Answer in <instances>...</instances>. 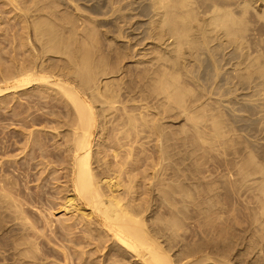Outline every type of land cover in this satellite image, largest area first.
I'll return each mask as SVG.
<instances>
[{
  "label": "bare ground",
  "instance_id": "1",
  "mask_svg": "<svg viewBox=\"0 0 264 264\" xmlns=\"http://www.w3.org/2000/svg\"><path fill=\"white\" fill-rule=\"evenodd\" d=\"M79 1L0 0V13L8 7L18 19L0 34V109L32 128L21 131L20 155L7 157L8 137L0 142L9 158H0V264H264V142L242 136L231 115L245 106L256 120L243 126L264 140V0H151L154 45L137 64L148 83L126 88L140 93V108L114 85L119 61L133 52L99 38L108 23L97 14L115 1ZM173 109L188 129L169 130L163 117ZM46 120L49 131L33 130ZM180 135L183 148L223 149L219 187L185 173ZM144 139L153 143L149 163ZM37 159L35 191L27 184ZM222 190L250 210L252 255L242 256L244 236L220 222Z\"/></svg>",
  "mask_w": 264,
  "mask_h": 264
},
{
  "label": "rangeland",
  "instance_id": "2",
  "mask_svg": "<svg viewBox=\"0 0 264 264\" xmlns=\"http://www.w3.org/2000/svg\"><path fill=\"white\" fill-rule=\"evenodd\" d=\"M95 1V0H94ZM104 1H107V0H96L95 2H98L97 4H102ZM115 1V2H114ZM80 2V4L81 5H83L84 7L85 6H87V5H89V3L86 1V0H80L79 1ZM113 6H118V7H115L114 9H113V11H112V8H113V6H110V8H109V6H108V8H109V10L108 9H106L107 8V6H106V8H103V9H101V12L104 14L105 13V15H103V14H100V13H96L97 14V17H98V19L97 20H99V22L101 21H103V23H108V27H103V28H101L100 30V35H99V38L101 37V39H110V41H111V46H112V48H113V51H115L116 49H123V47L125 46V48L124 49H129L128 51H131V54H132V52H133V56H135L134 57V59H132L131 60V58H125V59H122L121 61H119V65H120V67L122 68V70H121V72L120 73H122V74H118L117 76H116V78H115V86H117V84H118V86L121 84V86L123 87V88H130V87H136V86H138V85H141V86H145L146 85V83H148V81H146V83H143V81L146 79L145 77V79H143V81H142V75H145L144 74V71L142 70L143 68V64H141V71H143V72H141L140 71V67L138 66L139 64H138V60L140 61H142L143 59H144V57H143V55H145L144 53H146L147 51H149L148 49H150V48H152L153 47V45H154V43L151 41V39H146V37L148 38V32H150V19L152 18V15H148V13H149V8H147V7H151V0H113ZM119 2L121 3V5H119ZM90 3H92V2H90ZM116 3H118V4H116ZM119 8V9H118ZM121 8V9H120ZM145 8H147L148 9V11L146 12V11H144V9ZM116 9H118V10H116ZM121 10H123V12L121 11ZM132 10V11H131ZM135 10V11H134ZM2 11H3V13L1 12L0 14H1V16H0V20H2V23H1V21H0V34H3L4 32L6 33V29L8 28V26H7V23L8 24H10V25H13L15 22H17L18 23V19L16 20V18H14V20H10L9 18H13V12L9 9L8 10V7H3V9H2ZM5 11V12H4ZM105 11V12H104ZM109 11V12H108ZM111 11V12H110ZM106 12L108 13V14H106ZM117 12V13H116ZM129 12H131V13H129ZM134 12H136V13H134ZM145 12V13H144ZM10 13V14H9ZM114 13V14H113ZM126 13V14H125ZM112 14V15H111ZM121 14V15H120ZM103 15V16H102ZM107 15V16H106ZM110 15V16H109ZM125 15V16H124ZM138 17H137V16ZM139 15H140V17H139ZM144 15V16H143ZM10 16H12V17H10ZM102 17V19H101V17ZM121 16H123V17H121ZM134 16V17H133ZM135 16L137 17V18H140V19H134L135 18ZM8 17V18H7ZM95 17H96V15H95ZM96 17V18H97ZM104 17V18H103ZM105 17H107V18H105ZM111 17V18H110ZM117 18H119V19H117ZM9 19V20H8ZM118 20H119V22H118ZM148 20H150V21H148ZM123 22V23H122ZM129 22V23H128ZM120 24V25H119ZM129 24V25H128ZM131 24V25H130ZM124 27H123V26ZM143 25V26H142ZM2 26H3V28H2ZM109 26H110V28H109ZM126 26V27H125ZM16 28H18L17 26H16ZM108 28H109V32L107 31L108 30ZM106 29V30H105ZM2 30V31H1ZM104 30V31H103ZM147 30V31H146ZM107 31V32H106ZM119 31H121V33H119ZM2 32V33H1ZM106 32V33H105ZM119 34V36H118V34ZM140 32V33H139ZM102 34V35H101ZM105 34V35H104ZM107 34H109V35H107ZM120 34H121V36H120ZM148 35V36H147ZM104 36V37H103ZM108 36V37H107ZM127 36V37H126ZM117 37H119V38H117ZM145 37V38H144ZM9 38V37H8ZM5 40V38L3 37V38H1L0 37V40ZM114 39V40H113ZM145 39H146V42H144L143 44H142V42L143 41H145ZM3 40V41H4ZM134 40V41H133ZM148 40V41H147ZM150 40V41H149ZM7 42V41H6ZM6 42L4 41V45L6 44ZM117 42V43H116ZM150 42V43H149ZM113 43H115V44H113ZM127 43V44H126ZM114 45V46H113ZM122 45V46H121ZM152 45V46H151ZM136 50V51H135ZM145 50V51H144ZM129 54V56H130V53H128ZM143 54V55H142ZM147 54V53H146ZM138 64V65H137ZM124 67V68H123ZM139 68V69H138ZM137 69V70H136ZM156 69V68H155ZM154 69V70H155ZM153 70V68H152V73H153V75H154V71ZM141 72V74H140V72ZM150 71V70H149ZM151 71L149 72V74H147V76H150L152 73H151ZM139 73V74H138ZM127 74H128V76H127ZM140 75H141V77H140ZM126 76V77H125ZM133 76V77H132ZM146 76V75H145ZM120 77V78H119ZM125 77V78H124ZM138 77H140V78H138ZM151 77V76H150ZM150 77H147V80H149L150 81ZM124 78V79H123ZM132 78V79H131ZM149 78V79H148ZM122 79V80H121ZM189 79V78H188ZM187 78H185V80L184 81H189ZM141 80V81H140ZM116 81H118V83L116 82ZM122 82H124V84L122 83ZM139 82H141V83H139ZM128 83V84H127ZM143 83V84H142ZM185 83H187V82H185ZM145 84V85H144ZM149 84H150V82H149ZM129 85H131V86H129ZM133 85V86H132ZM120 86V87H121ZM243 91H239L238 92V94L241 96V95H246V97L247 98H249V96H247V95H249V93H248V91H247V93H246V91H244V93H242ZM123 94H124V96H126V94H127V96L126 97H129L130 95H131V97H129V98H133V96H134V93H136V92H134V93H128V89H126V91L124 90V92H122ZM130 94V95H129ZM136 94H138V92L136 93ZM129 95V96H128ZM138 95H140V93L138 94ZM138 95H135L134 97H136V98H134L136 101H138L140 98H139V96ZM243 96H242V98H243ZM245 97V98H246ZM25 97L24 96H22V99H21V103H26V101H24L25 99H24ZM139 98V99H138ZM229 98H231V97H229ZM246 98V99H247ZM239 99V98H238ZM245 99V100H246ZM23 101V102H22ZM243 102H244V104L246 103L244 100H243ZM13 104H12V106L15 104V101H13L12 102ZM137 103H138V105H137ZM136 105L135 106H137V108H140L139 106H141L142 104L138 101V102H136L135 103ZM224 105H228L227 103L226 104H224ZM10 106V105H9ZM236 108H237V110L234 112V114L233 113H231V115L232 116H236L237 118H238V122L236 123V125H237V127L239 128V131H240V134H242V136H245V138H247V140H250V142L251 143H254V141H258V142H256L257 144H255V145H258V143H260V141H262V142H264V140H262V137L260 138V136H255L256 135V133H257V131L255 132V130H252V131H248V128H247V126H243L244 125V122L242 123L241 122V120H243V119H245L246 120V118H247V121L249 120V121H251V119H255L256 120V118L255 117H251L250 115H249V113H247L246 112V114H248V115H246L245 114V112H243V111H245V106H241V105H237L236 106ZM8 110H10L9 108H4V109H0V142L2 141V139L4 138V140H6V143H7V146L8 147H10L9 148V150H8V154L6 153V155H8L7 157H9L10 155H11V157L12 156H16V155H20L19 154V152H20V148L21 147H19V146H22L23 144H24V142H25V140H24V136L22 135V129L23 130H25V128L27 129V130H25V132H24V134H27V131H28V128H29V130L30 129H32L31 127H22V126H18V123H17V117H14L15 115H14V111H12V110H10V111H8ZM173 110H174V113H172L173 112ZM172 111H170V112H168V114H165L164 115V123H167L166 125L168 126V127H170V129L169 130H174V131H176V132H178L181 128H180V126H182V128H183V125H186L185 126V128H187L188 129V127L190 126H188V123L189 122H185V120L184 119H182V118H184L183 116H181L182 118H180V114L178 113V111H177V113H175L176 111H175V109H173ZM8 111V112H7ZM17 111H19V110H17ZM170 113H172V114H170ZM238 113V114H237ZM174 114H177V115H174ZM179 114V115H178ZM171 115V116H170ZM243 115V116H242ZM166 116V117H165ZM178 116H179V118H178ZM47 118H52V117H48V116H46ZM159 117V116H158ZM229 116H227V118H228ZM246 117V118H245ZM175 118H177V119H175ZM230 118V117H229ZM179 119V120H178ZM16 121V123H14L15 121ZM177 120V121H176ZM8 121V122H7ZM166 121V122H165ZM183 121L185 122L184 124H183ZM46 122V123H45ZM241 123V124H240ZM182 124V125H181ZM7 125V126H6ZM39 125H40V127H39ZM44 125V126H43ZM53 124H51V123H48V120H46V121H44V122H42V123H39V124H37V125H34V126H37V128H35L34 126H33V130H45V131H47L48 130V128H50L51 126H52ZM180 125V126H179ZM12 126V127H11ZM17 126V127H16ZM47 127V130L45 129L46 127ZM15 127V128H14ZM21 129H20V128ZM42 127H44V128H42ZM241 127V128H240ZM7 130V131H6ZM19 130V131H18ZM4 131V132H3ZM49 131V130H48ZM242 132V133H241ZM249 132V133H248ZM253 132H254V134H253ZM189 135H190V132H187ZM187 133H186V135H187ZM245 133V134H244ZM238 134H239V132H238ZM239 134V135H240ZM247 134V135H246ZM249 134V135H248ZM258 134V133H257ZM8 137V138H6V137ZM49 137L48 138H46V140H44V142H46L47 143V145L49 144L50 145V147H52L51 145L53 144V142H55V140H52L51 138V136L50 135H48ZM3 137V138H2ZM180 139H178L177 141L178 142H176L177 144L176 145H178V146H176V147H178L177 148V151L179 150V152H184V151H188L189 153H190V155L189 154H185V152L183 153V154H185L184 155V157L182 158V154H179L178 155V158L180 157V159H187L185 162H186V164H188V165H186V167H183V169L184 168H186L185 169V173H191V175L190 174H188V176H190V177H194V178H198V176H199V179H201L202 181H209V182H215L217 185H218V187H219V185H220V183L222 182V180H223V174H222V172L224 173V171L226 170L227 172H228V170H227V167H226V169H224L225 167H224V165H225V163H223V158H221L222 157V155L220 154L221 153V151L223 150H221V147H216V148H214V150H210L209 151V149H210V147H209V145L207 144H202V147H204V152H203V150H202V147L201 148H199V146L196 148V146L195 147H192V145H190V144H188V146H189V150L187 149L188 148V146L186 147V145H184V148H183V145H181V144H184V143H181L182 141H181V139H182V135H180V136H178ZM177 137V138H178ZM249 137V138H248ZM252 137V138H251ZM254 137V138H253ZM257 137H258V139H257ZM6 138V139H5ZM14 138V139H13ZM256 139V140H255ZM254 140V141H253ZM144 141H145V147H147L146 148V152H144V154H142L143 156H142V158H145L146 160H147V158H149V160H145V159H143V162L144 163H149V161L151 160L150 159V157L149 156H151L152 155V153L151 152H153V149H151V148H153V146L151 147V144L153 145V143L152 142H150V141H152V139L149 141V140H147L146 141V139H144ZM15 142H17L18 143V145H17V143H15ZM147 142V143H146ZM261 142V143H262ZM11 143V144H10ZM52 143V144H51ZM158 143H159V141H158ZM17 146H16V145ZM148 144V145H147ZM200 146H201V144H199ZM238 146V145H237ZM150 147V148H149ZM192 147V148H191ZM239 148L240 147H242V145H239L238 146ZM238 147H234V149H238ZM182 148V149H181ZM194 148V149H193ZM150 149V150H149ZM152 150V151H151ZM181 150V151H180ZM183 150V151H182ZM208 150V151H207ZM220 152H219V151ZM148 151V152H147ZM15 152V153H14ZM187 152V153H188ZM10 153H12V154H10ZM21 153V152H20ZM150 153V154H149ZM200 153V154H199ZM159 154V153H158ZM0 155H1V159L2 160H4L3 159V157L5 156V158L6 159H9V158H7L6 157V155L5 154H3L2 152H1V150H0ZM221 155V156H220ZM3 156V157H2ZM10 157V160H13L12 158ZM19 157V158H18ZM18 157H16L17 159H18V161L19 162H23L24 161V159H23V157H24V154H23V157H22V155L21 156H18ZM159 157V156H158ZM15 158V157H14ZM174 157H171L170 159H168V160H165L164 162L166 163L167 162V165L169 166V168H167V167H165V168H167L166 170H167V172H166V170L165 171H163V173L164 172H166L165 174H170L171 173V168H170V166L173 164L174 165V162H176V159L177 158H174ZM189 158V159H188ZM191 158V159H190ZM172 159V160H171ZM41 161V159H37V162H36V160L35 161H33V163H34V165H35V168L34 169H32V171H31V174H32V176H31V180L32 181H30L27 185L32 189V190H35V191H37L36 189H37V185H35V184H37L38 183V185L41 183V180L39 179V178H41V172H42V167L41 166H39L40 167V170H39V167L37 166L38 164V162H40ZM50 160H51V158H50ZM158 160H159V158H158ZM170 160H171V162H170ZM175 160V161H174ZM194 160V161H193ZM1 161V160H0ZM44 161H46V160H44ZM146 161V162H145ZM173 161V162H172ZM196 161V162H195ZM171 164H170V163ZM182 164H183V162H182V160L180 161ZM179 162V163H180ZM184 162V163H185ZM188 162V163H187ZM191 162V163H190ZM158 163H159V161H158ZM53 164H55V165H53ZM53 164H50V165H48L49 167H56V166H58L56 163H53ZM170 164V165H169ZM159 165V164H158ZM167 165H165V166H167ZM184 165V166H185ZM191 165V166H190ZM196 165H197V167H196ZM189 168H188V167ZM48 167V168H49ZM159 167V166H158ZM188 168V169H187ZM192 168V169H191ZM144 169V168H143ZM142 169V170H143ZM145 169H146V167H145ZM148 169V168H147ZM197 171H196V170ZM186 170H191L190 172H186ZM226 171H225V173H226ZM197 172V173H196ZM225 173H224V175H225ZM58 177H61V175H59ZM222 178V179H221ZM39 179V180H38ZM62 180H60V182H61ZM40 182V183H39ZM34 184V185H33ZM50 187H52V186H50ZM50 189H51V191H52V188H48L47 190H49L50 191ZM55 191V190H54ZM53 191V192H54ZM218 191V190H217ZM222 193L220 194V195H222V197L220 196V198H221V200H223V209H222V211H224V212H222L223 213V218H222V220H220V222L221 223H223V225L225 224V228H227V229H229L228 227H230V225H231V228L229 229L230 230V232H232L235 236H236V234H237V237H239V238H241V235H242V237L243 238H245V240H244V244L243 245H241V246H239L238 247V249L240 250H242V252H241V250H240V253H242V256H244V255H248V254H250L251 253V255H252V249H250L251 247H249V246H251V244H252V239H251V228H250V220H249V218H248V215H249V213L248 212H250V210H249V208H248V210H246L245 208H246V206H240V204H239V202L241 203L243 200L241 199V201H240V196L239 197H237L236 195H227V194H225V195H223V190L221 191ZM225 193V192H224ZM238 204V205H237ZM240 206V207H239ZM162 214H164V210L162 209L161 211H160ZM58 216L57 217H60V216H62L61 214H59V213H56ZM60 215V216H59ZM61 218H64V217H61ZM227 220H228V222H227ZM225 221V222H224ZM215 222V221H214ZM219 221L217 220V222H215L216 224L218 223ZM215 224V225H216ZM236 224V225H235ZM210 225H213L214 226V223L212 222ZM234 225V226H233ZM212 226V227H213ZM228 226V227H227ZM192 227V228H191ZM190 227V229L193 231V227H195V226H191ZM250 228V229H249ZM190 229H189V231H190ZM247 229V230H246ZM211 230V229H210ZM234 230V231H233ZM244 230V231H243ZM213 231V230H212ZM250 231V232H249ZM183 232V231H182ZM244 232L245 234H247L246 236H245V234H242V233ZM189 233V232H188ZM214 234H216V232L214 233ZM240 234V235H239ZM191 235H193V232H191ZM190 234H188V235H186L187 237L189 236H191ZM192 238L193 237H196L195 239H198L197 238V236H191ZM190 239L191 241L190 242H193V240L194 239ZM187 239H189V238H187ZM247 239H249V240H247ZM196 241V240H195ZM246 241V242H245ZM248 241V242H247ZM242 247V248H241ZM90 249V247H87V249H85V250H87V251H89V249ZM247 249H249V250H247ZM247 250V251H246ZM244 251V252H243ZM246 252H247V254H246ZM250 252V253H249ZM244 253V254H243ZM99 256H100V258H101V254H99Z\"/></svg>",
  "mask_w": 264,
  "mask_h": 264
}]
</instances>
